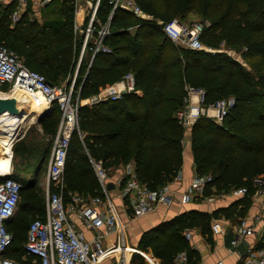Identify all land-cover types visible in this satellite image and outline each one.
<instances>
[{"label": "trees", "instance_id": "16d2710c", "mask_svg": "<svg viewBox=\"0 0 264 264\" xmlns=\"http://www.w3.org/2000/svg\"><path fill=\"white\" fill-rule=\"evenodd\" d=\"M136 2L152 17L151 21H143L130 32L127 29L139 19L115 11L110 24L113 32L106 41L110 53H97L89 67L90 56L84 55L75 76L78 78L75 88H80L81 96L90 95L132 72L141 95L129 93L115 101L79 107L78 132L72 133L67 150L63 192L103 196L92 164L81 151L85 141L95 157L93 160L100 161L107 171L132 162L137 178L149 189L170 182L182 165L186 130L176 113L184 106V86L191 85L205 91L207 105L223 96L232 95L235 99L221 124L206 117L197 118L190 126L189 138L196 173L212 176L205 195L211 193V188L219 192L245 187L247 193L234 206L246 204L248 194L256 190L253 179L264 173V0ZM17 5V0L0 3V42L15 48L23 56L25 66L42 74L48 83L59 85L77 63L81 43V38L75 39L73 33V0L46 3L44 9L56 7L45 12L41 19L28 18L32 2L26 0L18 20L11 25L9 16ZM109 12L107 0H101L100 20L105 21ZM192 12L208 20L200 34L201 42L212 48H219L224 42L241 51L240 56L252 70L247 71L225 52L175 45L156 23V18L163 22L173 18L183 21ZM51 107L53 111L41 119L40 126L44 134L54 136L60 111L56 103ZM40 152L39 145L33 149L24 142L12 147L13 158L24 161L42 158ZM11 178L21 184L18 211L43 217L41 192L34 189L30 180L13 172ZM210 220L208 213L185 211L143 233L137 247L153 248L160 264H173L174 256L185 251L192 264L195 255L183 230L199 227L205 233ZM28 225L24 216L18 214L8 222L12 242L4 257L14 255L17 258L11 259L29 263L31 257L25 258L23 249ZM20 255L23 260H19ZM137 257L138 263L143 264L141 256Z\"/></svg>", "mask_w": 264, "mask_h": 264}, {"label": "built area", "instance_id": "2783aa9c", "mask_svg": "<svg viewBox=\"0 0 264 264\" xmlns=\"http://www.w3.org/2000/svg\"><path fill=\"white\" fill-rule=\"evenodd\" d=\"M8 1L1 0L3 4ZM17 1L18 5L9 16L11 25L18 20L26 2V0ZM50 1L52 0H38L37 3L44 5ZM100 1L73 0V33L80 35L81 38L78 62L84 55H89L88 67L97 53L111 51L106 41L113 32L110 24L115 11L121 10L139 19L136 25L127 29L130 32L143 21H151L152 18L144 13L136 0H107L110 12L106 20L101 21L98 17ZM156 23L175 45L192 50L202 49L200 34L203 25L199 23L189 25L178 18L167 22L156 21ZM77 69L78 64L74 76ZM3 85H8V91L23 89L28 93L39 92L43 95L48 107L56 103L60 111L44 181V214L41 218H34L26 230L23 249L24 257H31L28 264H101L107 258H113L115 264H127L128 252L145 254L137 248L128 250V246L124 243L123 233L127 228V222L121 221L118 210L110 198L107 189L108 172L100 161L92 160L91 164L103 196L83 197L68 192L69 200L65 202L62 195L69 142L72 133L75 130L78 132L79 107L83 105L91 107L106 100L115 101L129 93L140 96L141 90L135 86L133 73H125L120 80L78 101L72 97V85L65 87L49 84L42 74L25 66L14 51L0 45V86ZM184 90L186 92L183 98L184 106L177 111L176 117L178 122L186 128H189L199 117H206L221 124L235 103V99L229 97L207 105L205 91L202 88L185 85ZM11 174V167L6 174L0 173V264H23L3 256L12 242V234L7 230V224L15 216L20 200L21 184L11 178ZM122 178L120 195L127 201L132 219L152 213L160 204L170 205L173 202L171 181L151 190L139 181L132 162L124 165ZM211 179L210 174H194L187 188L180 195L181 203L191 202L195 197L202 198ZM253 183L256 192L264 197V173L255 177ZM231 193L242 198L247 193V189L238 187ZM70 214H73L85 228L95 229L90 240L85 237L83 230L77 226ZM260 222V215H255L251 221L240 218L234 228L231 245L236 246L245 237L253 235ZM211 229L214 232L220 231L219 224L213 223ZM113 232L121 235L120 243L104 246L103 238ZM184 236L188 239L190 233L184 232ZM173 264H189L185 251L178 252L174 256ZM237 264H264V249L248 245Z\"/></svg>", "mask_w": 264, "mask_h": 264}, {"label": "crops", "instance_id": "0c3cea01", "mask_svg": "<svg viewBox=\"0 0 264 264\" xmlns=\"http://www.w3.org/2000/svg\"><path fill=\"white\" fill-rule=\"evenodd\" d=\"M30 1L32 2L30 16L37 18L40 15L41 10L44 9L45 4H38V0ZM0 3H2L1 0ZM185 129L182 165L175 178H173V181L171 180L170 183V188L173 190V202L170 205L160 204L152 213L132 219L130 209L123 203V199L120 195V188L123 184L122 176L124 165L114 169V171L112 170V172L107 175L108 193L118 210L121 221L127 222V227L134 225L135 227H140V230L152 227L157 223L159 224L171 220L185 211H199L210 214V228L205 231V233H203L199 227L186 228L183 230V235L184 232L190 233V238L187 239V242L195 255L192 264H237L239 257L243 255L248 245L264 249V197L254 190V192L248 194V198L245 199L247 201L246 204H240L241 207L240 205L239 207L235 205V207L234 204L241 199L231 193L235 188L229 191L219 192H216L214 188H211L210 194L205 195V189L202 198L195 197L191 202L181 203L180 195L187 188L193 175L196 174L190 146V127H185ZM19 134L20 132L16 136V142L18 141ZM33 161H35V166H37V162L40 160H30L31 163ZM108 185H111L110 188H108ZM243 198L244 197H242V199ZM70 215L72 216L71 218L75 220L77 226L83 230L85 237L90 240L95 233V229L85 228L73 214ZM255 215H260L261 217V222L256 226L255 233L251 236L245 237L238 242L236 246L231 245L230 241L234 237V228L239 219L245 218L247 221H251ZM215 222H217L220 227V231L218 232H214L211 229V225ZM123 240L127 246L132 247V250L137 248V239L134 243H130L125 235V230L123 233ZM120 241L121 235L117 232H113L103 238L102 244L108 247L111 245H117ZM128 250H131V248L128 247ZM131 254L132 253L129 252L126 254L127 264L131 259ZM154 259L159 264V259L156 257ZM114 261L113 258H107L104 259L101 264H113Z\"/></svg>", "mask_w": 264, "mask_h": 264}, {"label": "rangeland", "instance_id": "374dc122", "mask_svg": "<svg viewBox=\"0 0 264 264\" xmlns=\"http://www.w3.org/2000/svg\"><path fill=\"white\" fill-rule=\"evenodd\" d=\"M55 7H56L55 5H50V6H48V8L41 10L40 15L37 18L41 19L42 16H44L45 12H48L51 9H54ZM29 17L33 18L30 15L28 16V18ZM156 21L159 22L161 20L159 18H156ZM182 22L189 24V25L199 23V24L203 25V27L205 25H208V20L201 18V16L195 12L188 14ZM74 36H75L74 37L75 39L80 38V35H78V34H74ZM0 45L11 49L12 51H14L19 56V58L21 60H23L21 58L23 56L20 55L19 52L15 48H13L11 45L6 44L4 42H0ZM202 46L203 47L201 50H204V51L225 52L227 55H229L232 58L239 61L247 71L252 70V68L249 65V62H246V60H244L240 56L241 51H235V49L229 48L226 44H224V42L221 43L219 48L209 47L206 44H204L203 41H202ZM75 61H76V59H75ZM80 62H81V60L78 62V58H77V63L76 64L74 63L72 72H70V70H69V72L65 75V77L59 82V85L65 86V87H69L70 85H72V94H74V99H76L78 101L84 100V99L90 97L91 95L97 93L96 92V93H93L90 95L88 94L85 96H81V95H79L80 88L76 90L75 86L77 84L78 78L74 76V70H75V66H77V64H78V66L80 65ZM102 88L103 87L99 88V90H101ZM0 91L8 92V85L0 86ZM229 97L234 98L232 95L225 96V97L223 96L220 98H229ZM51 108L52 107H50V109L47 110L43 115L45 116L49 112H52L53 110ZM37 118H35L34 120L28 121L25 124V126H23V128L21 129L20 134L18 136V141L16 143L18 145H21V143L24 142V143H26V145H28L29 147H32L33 149L39 145L41 147V152L38 155H43V157L40 158V159H42V161L39 159L40 161L37 162V166H35V164H36L35 161H33L32 163L30 162V160H34V159L31 158V159L24 161L20 157L13 158V153L11 152L10 164H11V170L15 175L21 177L22 179L30 180V182L34 185V189H38L41 192V196L43 197V204H44V201H45V196H44V185L45 184H44V181H45L48 157H49V153H50V149H51V143H52L53 136L44 134L42 132V128L40 126V123H37ZM183 140H184V138L182 139V145H183ZM84 143H85V145L82 144V146H81V151L88 157V159L91 163V161L93 159H95V157L91 156V148H88V142L85 141ZM27 169H29V170L26 171ZM34 169H36V170L32 172V170H34ZM112 170L114 171V168L109 169L107 171L108 174H110V172H112ZM63 183H64V179H63ZM62 195H63V199L65 200V202L67 200H69L68 194L62 192ZM78 195H81V194L78 193ZM81 196L88 197V196H90V194L82 193ZM21 199H22V195H21L20 201H21ZM123 203L127 205V201L125 199H123ZM16 214H18L20 216H24L25 222L27 225L36 217L35 215H29L26 213H21L18 210H17ZM159 224L157 223L152 227H148L147 229H142V230H140L141 229L140 227H135L134 225L133 226L131 225L125 229V235L127 236V239L130 243H134L137 239V245L136 246H139L141 243L139 241L142 238L143 233H145L149 229H151V228H153ZM185 240H187V239L185 238ZM128 247L132 249L131 246H128ZM137 249H139V248L137 247ZM152 250H153V248L142 250L145 254H138L137 252L132 253L131 259L129 260L128 264H139L138 263L139 258L137 257L138 255L141 256L143 264H158V262H156V260L154 259L156 256H154ZM9 256L11 258H17L14 255H9ZM19 260H23L21 255H20ZM113 264H114V262H113ZM159 264H160V262H159Z\"/></svg>", "mask_w": 264, "mask_h": 264}, {"label": "bare ground", "instance_id": "6f19581e", "mask_svg": "<svg viewBox=\"0 0 264 264\" xmlns=\"http://www.w3.org/2000/svg\"><path fill=\"white\" fill-rule=\"evenodd\" d=\"M14 99L17 114L12 115L9 109L0 111V173L6 174L10 169V151L16 142V136L23 126L42 114L48 106L39 92L28 93L23 89L0 91V101Z\"/></svg>", "mask_w": 264, "mask_h": 264}, {"label": "water", "instance_id": "95a60500", "mask_svg": "<svg viewBox=\"0 0 264 264\" xmlns=\"http://www.w3.org/2000/svg\"><path fill=\"white\" fill-rule=\"evenodd\" d=\"M50 84V83H49ZM15 104H16V101L14 99H7V100H1L0 101V111L1 110H4V109H9L10 110V113L12 115H15L17 114V111L16 109L14 108L15 107ZM50 107H47V109L38 116L37 118V123H40L41 119L44 117V113L49 110ZM111 185H108V188H110Z\"/></svg>", "mask_w": 264, "mask_h": 264}]
</instances>
